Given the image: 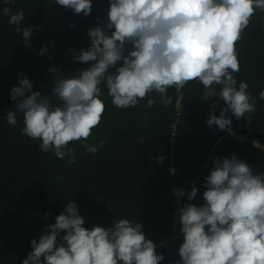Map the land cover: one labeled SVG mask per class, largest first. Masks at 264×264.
<instances>
[{"label":"clouds","instance_id":"1","mask_svg":"<svg viewBox=\"0 0 264 264\" xmlns=\"http://www.w3.org/2000/svg\"><path fill=\"white\" fill-rule=\"evenodd\" d=\"M55 4L85 17L93 11V0H55ZM257 10L264 12V0H109L106 21L98 17L97 25L88 29L90 46L79 51L68 49V54L75 53L74 61L88 67L71 78L61 77L58 67L48 69L53 95L61 103L53 105L48 96L33 91V82L21 72L18 85L9 93L15 110H9L5 118L16 126L17 113H22L21 133L41 141L42 152H52L61 160L67 157L71 165L76 162V150L68 147L70 143L83 141L82 147L93 155L104 146L103 140L87 143L105 112L102 83L112 104L128 109L152 92L158 93L160 103L167 107L172 103L169 88L179 90L198 81L204 88V101L218 97L224 102L219 116L214 111L219 101L213 103L206 121L208 127L215 126L235 136L227 114L231 112L240 120L256 111L248 83H238L234 73L240 71L236 45ZM0 14L10 17L8 23L15 26L17 33L22 32L25 42L32 37L31 26L21 29L23 10L12 13L4 7ZM47 52L44 46L38 55ZM110 68L116 71L109 73ZM214 85H219L220 90ZM258 96L264 100V90ZM156 103L155 98L147 99L146 108ZM155 159L163 163L164 157ZM212 165L210 175L204 177L207 190L203 205L181 206L182 197L188 201L196 198L199 189L195 182L187 192L172 189L177 198L173 228L179 223L183 236L176 264H264V172L254 174L252 166L235 154L231 158L213 157ZM170 172L175 175L176 169ZM78 208L73 200L67 202L39 240L30 241L32 250L22 264L164 261L156 243L146 238L141 223L121 218L110 227L96 225L88 229ZM61 233L66 234L58 244Z\"/></svg>","mask_w":264,"mask_h":264},{"label":"trees","instance_id":"2","mask_svg":"<svg viewBox=\"0 0 264 264\" xmlns=\"http://www.w3.org/2000/svg\"><path fill=\"white\" fill-rule=\"evenodd\" d=\"M4 7L12 13L23 10L21 29L31 26L33 31L25 42L22 32L17 33L8 23L10 17L0 14V264H22L32 250L30 241L39 240L45 227L54 224L72 200L88 229L96 225L107 228L121 218L141 223L146 238L156 243L158 254L163 253L162 264H176L183 236L179 223L173 228L175 207L170 192L174 183H188L190 191L195 182L199 189L196 198L188 201L186 197L184 203L201 206L207 190L204 177L210 175L213 157L231 158L235 154L252 166L254 174L264 172V100L258 96L264 90V12L256 11L236 45L240 71L234 76L238 83H248L256 111L240 120L231 112L227 114L235 136L208 127L213 103L219 101L214 109L219 116L224 102L218 97L204 101V88L198 81L183 88L179 115L174 88L168 90L172 103L167 107L160 103V95L152 92L136 107L120 109L112 104L102 83L105 112L87 143L103 140L104 146L93 155L82 147L83 141L70 143L68 147L76 150V162L69 165L67 157L61 160L52 152H42L41 141L21 133L22 113H17L16 126L7 122V112L15 110L9 93L23 72L33 82V91L48 96L53 105L60 104L53 95L48 69L58 67L61 77L71 78L88 67L74 61L75 53L68 54V49L79 51L90 46L88 29L97 25L98 17L106 21L109 0H93L88 17L56 5L55 0H0V13ZM73 24L75 27H70ZM44 46L48 52L38 55ZM115 71L109 69V73ZM214 87L220 90L219 85ZM150 98L157 103L148 109ZM173 132L178 137L175 149L170 144ZM158 156L164 157L163 163L157 162ZM206 162L210 166L203 179L193 181ZM173 168L175 175L170 172ZM175 232L174 246L158 245ZM65 234L58 237V244Z\"/></svg>","mask_w":264,"mask_h":264},{"label":"built area","instance_id":"3","mask_svg":"<svg viewBox=\"0 0 264 264\" xmlns=\"http://www.w3.org/2000/svg\"><path fill=\"white\" fill-rule=\"evenodd\" d=\"M174 88V92L177 96L176 100H175V107H176V113L177 115H179L182 111V98H183V88L182 89H179L177 90L175 87ZM178 140V137L177 135L175 134V132H173L170 136V144L173 146V148L175 149L176 148V142ZM211 159V157L209 158V160ZM207 164V167H209L210 165L206 162L203 164V167H202V170L196 175L197 177L193 179V181H196L198 180L199 178L200 179H203V172L205 169H207V167H205V165ZM173 188H176V189H182V190H185L186 192L188 191V183L186 184H178V183H174L173 185ZM172 188V189H173ZM170 194L172 195V199H173V205H174V212H173V220L174 218H176L175 214L177 212V198L176 196L173 194V191L170 192ZM186 196L185 197H182L181 198V206L184 204V200H185ZM178 219V218H177ZM178 225V223H177ZM176 225V226H177ZM177 236V233L175 232L173 235H171L170 237H167L163 240H161L158 245H173V239Z\"/></svg>","mask_w":264,"mask_h":264}]
</instances>
